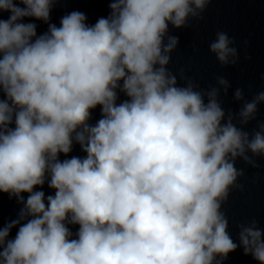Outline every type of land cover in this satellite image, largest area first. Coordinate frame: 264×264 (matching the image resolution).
Returning a JSON list of instances; mask_svg holds the SVG:
<instances>
[{
    "label": "clouds",
    "instance_id": "1",
    "mask_svg": "<svg viewBox=\"0 0 264 264\" xmlns=\"http://www.w3.org/2000/svg\"><path fill=\"white\" fill-rule=\"evenodd\" d=\"M62 2L0 0V195L21 206L0 226V264H224L238 248L264 264L258 221L237 223V243L222 210L243 187L237 158L264 157V121L243 127L264 91L236 88L226 112V78L201 89L167 67L170 27L213 0H106L94 23L79 10L53 23ZM234 44L217 31L209 50L235 65Z\"/></svg>",
    "mask_w": 264,
    "mask_h": 264
}]
</instances>
